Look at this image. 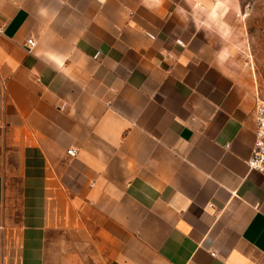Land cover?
Returning <instances> with one entry per match:
<instances>
[{
  "label": "crops",
  "instance_id": "obj_1",
  "mask_svg": "<svg viewBox=\"0 0 264 264\" xmlns=\"http://www.w3.org/2000/svg\"><path fill=\"white\" fill-rule=\"evenodd\" d=\"M242 12L0 0V264H264Z\"/></svg>",
  "mask_w": 264,
  "mask_h": 264
},
{
  "label": "rangeland",
  "instance_id": "obj_2",
  "mask_svg": "<svg viewBox=\"0 0 264 264\" xmlns=\"http://www.w3.org/2000/svg\"><path fill=\"white\" fill-rule=\"evenodd\" d=\"M235 38L238 56L249 69L258 99L264 100V0H241Z\"/></svg>",
  "mask_w": 264,
  "mask_h": 264
},
{
  "label": "built area",
  "instance_id": "obj_3",
  "mask_svg": "<svg viewBox=\"0 0 264 264\" xmlns=\"http://www.w3.org/2000/svg\"><path fill=\"white\" fill-rule=\"evenodd\" d=\"M1 30V29H0ZM27 43L34 44L32 38L27 39ZM255 137L251 153L246 159L249 169L260 171L264 174V100L258 99L255 105ZM74 148L67 149L68 153H74Z\"/></svg>",
  "mask_w": 264,
  "mask_h": 264
}]
</instances>
